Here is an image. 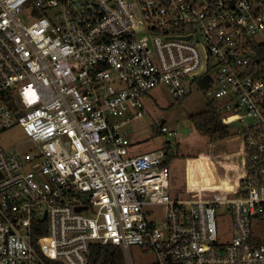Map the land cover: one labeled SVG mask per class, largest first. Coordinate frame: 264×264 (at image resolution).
<instances>
[{
	"label": "built area",
	"instance_id": "2783aa9c",
	"mask_svg": "<svg viewBox=\"0 0 264 264\" xmlns=\"http://www.w3.org/2000/svg\"><path fill=\"white\" fill-rule=\"evenodd\" d=\"M206 74L222 121L243 124L240 174L195 186L199 163L176 197V132L130 154L123 127L152 88L181 98ZM14 124L31 145L0 143V264H90L94 243L128 264L133 244L156 264H264V0H0V134Z\"/></svg>",
	"mask_w": 264,
	"mask_h": 264
},
{
	"label": "rangeland",
	"instance_id": "374dc122",
	"mask_svg": "<svg viewBox=\"0 0 264 264\" xmlns=\"http://www.w3.org/2000/svg\"><path fill=\"white\" fill-rule=\"evenodd\" d=\"M19 19L28 21L29 17L21 14ZM212 72L215 75V70ZM217 89L216 83L209 87H201L197 82H193L189 93L180 98L176 97L166 84L158 85L142 96L146 112L123 127L131 142L130 154L148 152L166 144L168 135L160 130L162 119H165L164 124L170 130L176 132L174 137L178 141V145L174 149L178 154L170 163L173 196H190L186 191L187 173L189 168L192 169L199 163L202 164L204 170L199 172V180H195V186L201 183L206 185V180L209 179L212 180V184H215L220 179L227 177L228 173L233 170L231 163L234 160L239 164L242 163L244 139L241 122H230L228 126L231 135L215 142L198 132L191 122L190 115L206 109L208 102H212L214 106L219 105L223 109L225 108L223 98L215 95ZM27 141V133L20 124H14L0 134V143L10 152L18 148L28 149L31 143ZM224 156L234 160H227ZM218 157L222 159L218 161L216 159ZM189 158L193 159L190 161ZM219 229L221 241L231 237L232 219L228 209H224V215L219 219ZM253 229L256 235L264 237V219H254ZM129 250L133 264H156L157 256L153 250L143 249L137 244L131 245ZM123 253L126 264H128L124 250Z\"/></svg>",
	"mask_w": 264,
	"mask_h": 264
},
{
	"label": "trees",
	"instance_id": "16d2710c",
	"mask_svg": "<svg viewBox=\"0 0 264 264\" xmlns=\"http://www.w3.org/2000/svg\"><path fill=\"white\" fill-rule=\"evenodd\" d=\"M193 126L211 141L228 138L231 131L224 123L212 102H208L206 109L190 115ZM178 145V143L176 144ZM176 145H168L167 163L177 156ZM49 264H64L58 260H50ZM90 264H126L123 249L113 244L94 243L91 246Z\"/></svg>",
	"mask_w": 264,
	"mask_h": 264
},
{
	"label": "crops",
	"instance_id": "0c3cea01",
	"mask_svg": "<svg viewBox=\"0 0 264 264\" xmlns=\"http://www.w3.org/2000/svg\"><path fill=\"white\" fill-rule=\"evenodd\" d=\"M234 154H238V153H234ZM225 159H231L228 158L227 156H224ZM234 160V159H231ZM235 161V160H234ZM232 166V171H230L227 175V177H225L224 179H220L218 182H216L214 185H221L224 187H233L235 185V182L237 180L238 175L240 174V170L237 167V163L233 162L231 163Z\"/></svg>",
	"mask_w": 264,
	"mask_h": 264
},
{
	"label": "water",
	"instance_id": "95a60500",
	"mask_svg": "<svg viewBox=\"0 0 264 264\" xmlns=\"http://www.w3.org/2000/svg\"><path fill=\"white\" fill-rule=\"evenodd\" d=\"M211 78H212V77H211L210 74H206V75H204L203 77L199 78L200 86H201V87H205V86L209 85V82H210ZM164 122H165V119H162V121H161L160 124L162 125ZM221 163H222V162H221ZM77 208H78V210H80V209H82V208H85V206H78Z\"/></svg>",
	"mask_w": 264,
	"mask_h": 264
},
{
	"label": "bare ground",
	"instance_id": "6f19581e",
	"mask_svg": "<svg viewBox=\"0 0 264 264\" xmlns=\"http://www.w3.org/2000/svg\"><path fill=\"white\" fill-rule=\"evenodd\" d=\"M236 183V182H235Z\"/></svg>",
	"mask_w": 264,
	"mask_h": 264
}]
</instances>
